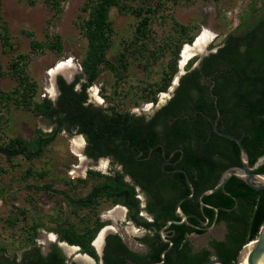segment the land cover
Masks as SVG:
<instances>
[{"label": "trees", "instance_id": "16d2710c", "mask_svg": "<svg viewBox=\"0 0 264 264\" xmlns=\"http://www.w3.org/2000/svg\"><path fill=\"white\" fill-rule=\"evenodd\" d=\"M160 1L155 6H133L130 0H85L82 8L87 15L82 19L81 29L86 45L80 59L81 72L70 81L62 74H56L59 90L56 98L36 95L37 82L31 80L25 71L28 57L24 53H18L17 58L10 62L17 83L7 91L0 86V121L2 105L6 101H13L15 106H22L33 114L45 117L50 129L36 127L28 138L17 134L2 139L0 152L7 159L12 160L19 154L28 159L39 156L59 132L66 131L84 136V153L87 156L97 158L110 155L123 164V169H113L111 173L87 169V177L76 178L81 181L93 179L84 195L74 196L66 188L53 189L70 207V212L79 215L82 226L68 219L67 211L64 212L65 216L61 213L49 214L45 218L49 223L42 218L27 223L20 258L7 255L4 247H0V264H77L67 261L56 243H50L43 252L36 244L38 227L54 232L58 240L79 245L80 252L98 260L100 257L92 240L98 230L110 221L91 217V214L80 215V209H91L102 199L125 205L129 219L154 231L152 236L140 238L147 244L143 251L132 249L119 233H108L101 255L103 263L149 264L160 260V252L168 242L162 241L157 233V228L162 224L158 219L161 218L162 222L171 217L179 219L174 214L175 202L190 192L182 172L165 175L160 168L162 155L157 151L161 152V145L165 147L166 154L177 149L173 158L179 159L178 164L187 170L195 189L192 197L180 203L189 223H171L175 230L173 245L161 264H202L212 255L226 264H234L241 247L258 235L264 222V188H253L241 177L231 175L224 187L202 195L203 205H200L197 196L203 189L216 183L224 168L240 163L237 143L215 132L211 119L217 118L219 129L241 138L250 163L264 152V0H250L221 42L216 47L210 45V48L216 49L201 56L197 65L193 66L199 55L187 60L185 71L180 75L171 96L156 107L148 118L143 114L135 115L129 110H121L115 105H95L88 101V87L98 79L103 68L121 77L122 70L128 65L126 51L128 46L134 44H125L119 63L107 55L113 32L111 8L131 11L138 17L134 30L137 40L148 35L152 16L161 6ZM178 25L181 36L171 40L175 46L170 50L171 57L162 69L160 79L144 86L146 92L142 98L145 100L156 102V93L168 88L178 70L179 50L184 43L192 44L200 33L189 32V25ZM0 26L3 43L9 44L7 22ZM30 44L32 48L43 46L42 41L35 39H31ZM46 44L61 52L60 35H55ZM151 52L156 53L155 50ZM2 74L0 63V77ZM153 145L154 161L143 159ZM140 150L142 154L138 157L142 158H137ZM34 172L43 176V173L31 167L25 170L24 176ZM126 172L131 174L134 182L124 179ZM257 172H264V162ZM136 185L148 195L146 207L153 214V220L139 214L142 207ZM41 187L50 189L48 183ZM213 206L218 207L216 222L225 223V234L222 238L209 239L206 246L194 249L188 234L205 231L201 225L205 220L207 225L212 223L215 215ZM20 211L25 213L24 208H20ZM14 219L10 217L8 222L13 224Z\"/></svg>", "mask_w": 264, "mask_h": 264}, {"label": "rangeland", "instance_id": "374dc122", "mask_svg": "<svg viewBox=\"0 0 264 264\" xmlns=\"http://www.w3.org/2000/svg\"><path fill=\"white\" fill-rule=\"evenodd\" d=\"M55 1L0 0V25L7 22L10 34L9 44H4L0 35V63L3 70L0 86L4 91L10 90L17 83V79L11 72L10 62L17 58V54L20 52L24 53L26 58L28 57L25 71L31 80L37 82L36 95L39 97H42L43 93L52 98L55 97L56 74L63 72H56L54 75L49 72L60 60L70 58L74 62L71 76L63 73L65 76L73 79L77 73L81 72L80 59L86 45V38L81 29L82 19L87 15V12L82 8L85 0H57L56 4ZM158 1L130 0V3L133 6H155ZM249 1L162 0L158 12L152 16L148 35L137 40L134 38V30L138 17L131 11L122 12L116 7H112L110 17L113 32L107 55L111 60L119 63L120 53L125 50V44L129 42L134 44L128 46V51H126L125 59L128 61V65L122 70L121 77L118 78L112 70L103 68L98 79L88 87V94L94 96L95 92L98 93L102 98L98 104L103 106L115 105L121 110L149 114L157 105L164 103L170 94L169 85L166 90L156 93V102L142 98L146 92L144 86L160 79L161 71L166 67L167 61L171 57L170 50L175 46L171 40L181 36L178 23L189 25V32L198 33L200 31L202 33L204 29L211 31L213 37L205 45L206 48L204 47L206 51L211 50L237 23L239 12L246 7ZM55 35H60L62 44L60 53L46 44L53 40ZM31 39L42 41L43 46L32 48ZM185 45L186 43L181 45L182 48L179 50L178 70L172 80L180 70L185 71L186 62L190 57L198 55L192 54L182 64L181 55ZM210 45H215V47L210 48ZM152 50H155L156 53H152ZM1 115L0 141L17 134L28 138L36 127L44 130L50 129L45 117L33 114L22 106L17 107L13 101L4 102ZM77 134L80 133L59 132L42 154L32 159L19 154L9 160L5 154L0 152V247H4L3 251L7 255H16L19 259L23 250L21 243L27 234L25 229L27 223L38 221L40 218L45 223H49L45 218L51 213L53 215L61 213L62 216H65L64 212L67 211V218L82 226L79 215L70 212V207L53 189L66 188L74 196L84 195L90 189L92 178L85 181L76 178L87 177L89 168L107 173L112 172L113 166L110 162H107L103 168L99 167V162L92 163L93 165L88 164L87 157H85L84 175L70 174L75 169L70 171L71 165L76 164L80 167L83 164V161H79L78 156L72 152L73 143L71 140L77 137L72 136ZM81 153H83V148ZM29 167L34 171H40L43 176L36 172L24 176L25 170ZM44 183H48L50 189L42 188L41 185ZM137 193L141 202L144 203L143 193L141 191ZM113 207L114 205L109 200L102 199L91 209L86 207L80 209V215L91 214V217L109 219L108 224L113 225V230L118 232L130 247L136 249L142 247L134 241L136 235L142 234V229L135 225L136 228L129 226L132 224L131 220L128 218L125 220V216L118 219L109 215L108 211ZM20 208H24L25 213H21ZM10 217H15L13 224L8 222ZM128 226L132 227V230H129ZM225 231V223L220 221L206 228L204 232L190 233L188 238L192 247L198 249L208 245L211 238H222ZM51 232L43 227H38L36 244L43 252L48 249L50 243H56V241L47 239L51 238V234H54ZM64 254L67 261H70L76 252ZM77 259L80 264H84V260ZM94 262L100 264L98 261L94 260Z\"/></svg>", "mask_w": 264, "mask_h": 264}, {"label": "water", "instance_id": "95a60500", "mask_svg": "<svg viewBox=\"0 0 264 264\" xmlns=\"http://www.w3.org/2000/svg\"><path fill=\"white\" fill-rule=\"evenodd\" d=\"M215 49L216 48H213L211 50H215ZM209 51L210 50H207L206 51L205 49L196 51L194 54H198L199 55V58L195 61V63H194L193 66L197 65L198 62H199V60H200V58H201V56H203L204 54L208 53ZM183 72L184 71L180 70L176 74V76L174 77V79L171 81V84L169 86L170 87L169 97L171 96V94L173 93V90L177 86L178 81H179V77H180V75ZM60 74H62L66 78V80H68V81L71 80V77H67L63 73H60ZM55 87H56V90H57L56 91V95H57L59 90L57 88L56 81H55ZM56 95H55L54 98H56ZM88 101L89 102H92L95 105L98 104V101H96L94 99V97H93L92 94H88ZM211 120H212V127H213V130L215 132H217L218 134H220L222 136H225L227 138H230V139L234 140L237 143V145L239 147L240 163L232 164V165H229L226 168H224L221 171V173H220V175H219L216 183L213 186H211V187H208V188L203 189L198 194L199 203L201 205L204 204V202L201 199L202 195H204L206 193H210L212 191H215L219 187H224L225 182L227 181V179L231 175H237V176L241 177L248 185H250L253 188H256V189L264 188V172H257V168L264 162V152H262L259 155H257L256 158L254 159V161L252 163H250L248 152H247L244 144L242 143L241 138L239 136L233 134V133H230V132L223 131V130L219 129L218 126H217V122H216L217 121V118L216 119H211ZM177 170H180V171L183 172L184 177H185V180H186V183L188 185V188H189V191L190 192L188 194H185V195L181 196L180 198H178L176 200L175 205H174V213H175L176 216L179 217V219H175V218L168 219L166 221V223L162 227H160V229H159V232L161 233V235H163L164 228H166L170 223H181V222H187V223H189L188 216L182 210V208L180 206V203L184 199L192 197L193 194H194V192H195V189H194V186H193V184L191 182V179L189 177V174H188L187 170L185 168H177ZM213 208L215 210V215H214V219H213L212 223L209 225V227L212 226V225H214L216 223V218H217V213H218V207L217 206H213ZM203 228H205V227H203ZM99 230H98V232H99ZM165 240L168 241V245L161 250V252H160L161 259L158 260V261H156V260L151 261L149 264H161V263H163L165 261L166 252L170 249V247L173 244V240L171 238H165ZM59 241H62V240H57L56 241V244L62 249V251L64 253L67 254V252L61 247ZM250 242L251 243H249V244H246L245 243L241 247V249L239 250L238 256H237L236 261H235L234 264H240L241 263L242 252L245 249H247V256H246V262H247V264H264V222L260 226L258 235L254 239L250 240ZM92 244L94 245L93 242H92ZM76 246L79 249V245H76ZM96 250H97L98 254H101L102 247L100 248V250H98L97 248H96ZM72 258L73 259H76L77 258V255L74 254V256ZM216 263L226 264L221 258H219L217 256H211L209 259H207L206 261H204L202 264H216ZM230 264H232V263H230Z\"/></svg>", "mask_w": 264, "mask_h": 264}, {"label": "flooded vegetation", "instance_id": "af4514ba", "mask_svg": "<svg viewBox=\"0 0 264 264\" xmlns=\"http://www.w3.org/2000/svg\"><path fill=\"white\" fill-rule=\"evenodd\" d=\"M94 97V96H93ZM94 99L96 100V101H98L95 97H94ZM161 105V104H160ZM160 105H157L156 107H158V106H160ZM155 107V108H156ZM154 108V109H155ZM152 112L153 111H151L149 114H147V113H144V112H142V113H135V112H133L135 115H138V114H143L146 118H148L151 114H152ZM75 136H82L83 138H84V136L83 135H81V134H77V135H73L72 137H75ZM72 137L70 138V140L72 139ZM71 143H72V140H71ZM161 145V143H156L155 145ZM85 145H86V141H85V138H84V143H83V153H84V148H85ZM155 145H153V146H151V147H149L148 148V154H146L144 157H143V159H148V161H152L153 159H155V153L153 152V148H154V146ZM161 147H162V150H161V152H158L157 151V154L158 153H161V155H162V159L159 161V166H160V168L164 171V174L165 175H173V173H176V172H179L180 170H177V168H184V167H182L181 165H179L178 164V161H179V159H175V158H173V156H174V154H175V151L177 150L176 148H174L172 151H170L169 152V154H166V150H165V147L163 146V145H161ZM82 151V150H81ZM72 152L74 153V154H76L77 156H78V158H79V161L81 160V157H80V155H78L74 150H73V148H72ZM83 153H81L82 155H83ZM85 154V153H84ZM140 154H142V150H140L138 153H137V155H136V157L137 158H142V157H138ZM85 156L88 158L87 160H88V164H95V163H98L99 162V167H101V168H103V167H105L106 166V164H107V162L109 163H111L112 164V166H113V169H117V170H119V171H122V169H123V164L121 163V162H119V161H117V160H114L113 158H112V156H110V155H102V156H99V157H97V158H93V157H89V156H87L86 154H85ZM85 156L83 155V164L79 167V165H76V164H73V165H71V167H70V171L73 169V168H76L77 170L76 171H69L70 172V174H72V175H75V173H76V175H84V170H85ZM104 157V158H103ZM106 158H107V161H106ZM180 158H181V156H180ZM100 160V161H99ZM157 160V159H156ZM154 161V160H153ZM92 164V165H93ZM79 167V168H78ZM113 169H112V171H113ZM80 170H83V171H81L80 172ZM180 172H182V171H180ZM104 173H106V172H104ZM107 173H111V172H107ZM183 173V172H182ZM163 177V176H162ZM124 179H126V180H129L130 182H134L133 181V178H132V176H131V174L129 173V172H126L125 174H124ZM136 189H137V192L138 191H141V193H143V195H144V203H140V205H141V210H140V212H139V214H141L143 217H145V218H147V219H149V220H153V214L151 213V212H149V210H148V208L146 207V203H147V199H148V195H147V193L144 191V190H142L141 188H140V186L139 185H136ZM194 194H195V192H194ZM193 194V195H194ZM137 195H138V193H137ZM197 198H198V196H197ZM112 205H114V207L112 208V209H110L109 211H108V214L109 215H111V216H114V217H116V218H118V219H122L124 216H125V220H127V207L125 206V205H123V204H120V203H114V204H112ZM201 205V204H200ZM125 206V207H124ZM118 208H120V209H118ZM120 211V212H119ZM142 211H144L145 213H143ZM124 212H125V214H124ZM175 214V213H174ZM120 215V216H119ZM172 218V217H171ZM129 219V218H128ZM168 219H170V218H168ZM168 219H166L164 222H162V219L161 218H159L158 219V222L159 223H162L158 228H157V233H158V235L160 236V239L162 240V241H165V242H168V241H166L165 240V238H171L172 240H173V236L175 235V230H173V227H171V223L166 227V228H164V230H163V235H161V233L159 232V229H160V227H162L165 223H166V221L168 220ZM176 219V218H175ZM129 220H131V219H129ZM132 224H130L129 226H133L134 228H136V227H139V228H141L142 229V234L141 235H136L135 237H134V241H136L139 245H141L142 247H140V248H132V249H134V250H138V251H143V250H146V248H147V244H146V242H144V241H142L140 238H142V237H145V236H152L153 234H154V231L152 230V229H150V228H148V227H145V226H143V225H139V224H136L133 220H131L130 221ZM111 224H105V226H103L101 229H100V231L98 232V234H97V236L94 238V240H93V243H94V245H95V247L98 249V250H100V248L102 247V252H101V254H99V259L98 260H96V259H94L92 256H90L89 254H87V253H85V252H79L78 250V252H76V255H77V258H80V261H82V260H84V264H95V262H94V260L95 261H98L100 264H104L103 263V260H102V258H101V255H102V253H103V248H104V244H105V241H106V235L108 234V233H115L116 231H114L113 229V225L112 226H110ZM136 227H135V226ZM210 225V224H209ZM209 225H207V220H205V221H203L202 222V225H201V227H205V229L206 228H208L209 227ZM129 226H128V229L129 230H132L131 228L132 227H130L129 228ZM104 229H107V232H106V234L104 235V238H103V240L101 241L102 242V245L101 246H97L96 245V239H98V237H99V235L102 233V231L104 230ZM110 230V231H109ZM49 232H51V231H49ZM192 232H195V231H192ZM192 232H190V233H192ZM51 233H54V232H51ZM118 233V232H117ZM189 233V234H190ZM55 234V233H54ZM188 234V235H189ZM48 240H50V241H57L58 239H57V237H56V234H55V239H52V238H47ZM60 242V245H61V247L67 252V253H75L74 252V250H73V252H72V250H70L71 248L69 247V248H67V245L68 246H74V247H77L76 245H73V244H69V243H67L66 241H59ZM173 245V244H172ZM64 246V247H63ZM78 249V248H77ZM81 254V255H80ZM85 255H87L88 257H90L91 258V260H89V259H86L85 258ZM80 256V257H79ZM84 257V258H83ZM73 259V258H71V261H75L77 264H80V262H79V260L78 259ZM150 263V262H149Z\"/></svg>", "mask_w": 264, "mask_h": 264}, {"label": "bare ground", "instance_id": "6f19581e", "mask_svg": "<svg viewBox=\"0 0 264 264\" xmlns=\"http://www.w3.org/2000/svg\"><path fill=\"white\" fill-rule=\"evenodd\" d=\"M212 37H213L212 32L209 31L208 29H204L202 31V33H200L197 36V38L195 39V41L192 44H186L184 46V48H183V51H182V55H181L182 56V61H181V63L183 64L185 62V60L188 57H190L192 54H194L196 51H199V50L204 49L205 45L209 42V40ZM73 67H74L73 59H70V58L68 60L67 59H63V60H60L57 64H55L50 69V72L49 73H51V74L54 75V73L61 72L62 71L63 73H65V75H69L70 74L69 76H71V73H72V70H73L72 68ZM94 94H95L94 96L98 99V101H102V98L98 95V93L95 92ZM72 143H73L72 144L73 150L78 155H80L81 160H83L84 157L81 154V150H82V147H83L84 138L82 136H77L76 138L72 139ZM76 170L77 169L75 168L73 171H76ZM118 209H120V208H118ZM106 232H107V229H104L102 231V233L99 235L98 239H96V245L97 246H101L102 245V242L101 241L103 240L104 235L106 234ZM51 238L52 239H55V235L54 234H51ZM69 247L71 248L70 250H72V252H73V250H74V252H77V250H78L77 247L68 246L67 245V248H69ZM246 256H247V249H245L242 252V258H241V263L240 264H247V262H246ZM85 258L91 260V258L88 257L87 255H85ZM216 264H219V263H216Z\"/></svg>", "mask_w": 264, "mask_h": 264}, {"label": "built area", "instance_id": "2783aa9c", "mask_svg": "<svg viewBox=\"0 0 264 264\" xmlns=\"http://www.w3.org/2000/svg\"><path fill=\"white\" fill-rule=\"evenodd\" d=\"M45 95H46V93H43L42 97L45 96Z\"/></svg>", "mask_w": 264, "mask_h": 264}, {"label": "crops", "instance_id": "0c3cea01", "mask_svg": "<svg viewBox=\"0 0 264 264\" xmlns=\"http://www.w3.org/2000/svg\"><path fill=\"white\" fill-rule=\"evenodd\" d=\"M217 223V222H216ZM211 227V226H210ZM189 236V235H188ZM123 239V238H122ZM212 256H215V255H212Z\"/></svg>", "mask_w": 264, "mask_h": 264}]
</instances>
